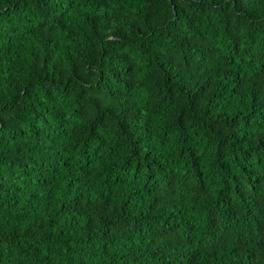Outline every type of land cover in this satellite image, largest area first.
<instances>
[{
    "label": "clouds",
    "instance_id": "1",
    "mask_svg": "<svg viewBox=\"0 0 264 264\" xmlns=\"http://www.w3.org/2000/svg\"><path fill=\"white\" fill-rule=\"evenodd\" d=\"M15 3L0 0V264H188L197 249L192 264L253 249L264 264V0ZM225 192L235 229L213 247Z\"/></svg>",
    "mask_w": 264,
    "mask_h": 264
},
{
    "label": "trees",
    "instance_id": "2",
    "mask_svg": "<svg viewBox=\"0 0 264 264\" xmlns=\"http://www.w3.org/2000/svg\"><path fill=\"white\" fill-rule=\"evenodd\" d=\"M20 3V0H16V3L13 5V7H18ZM25 3H27V0H25ZM71 3V0H70ZM99 6V5H98ZM9 9L8 8H4L3 12L6 14L8 13ZM96 23V18L93 17V25H95ZM105 27H107V25H105ZM110 32H112V36L110 37V39H115V32L116 30L114 29H109ZM190 43V42H189ZM234 47H236L234 45ZM210 52V49L207 48H201V56L202 58L207 56ZM241 82V76L239 74V72H237L236 76H235V83L236 84H240ZM206 87V85H201V89L200 91H203L204 88ZM25 91H27V89H25ZM169 91L171 92V89H169ZM236 91V88H233V92ZM198 94H194V93H189V97L193 100V102H196ZM264 115V114H262ZM210 123L208 124L209 128L212 130H215L217 128L218 125V121L216 119H212L209 118ZM228 120V117L225 116V121ZM238 123V118L237 116H232L231 117V121H230V126L231 125H235ZM5 121L3 119H0V125H4ZM248 126V121L247 119L245 120V127ZM39 129H36V135H39ZM23 133V130H21V134ZM253 135H255V133H253ZM248 136V133L245 132V137ZM13 138H15V134H13ZM259 143L264 145V134H261L259 137ZM221 144L224 143L223 140L220 141ZM139 147H137L135 149V151H139ZM221 155H223V153H221ZM251 155V152L248 151L245 153V158H247L248 156ZM198 161V157L195 154V150H193L192 152V162L193 164H197ZM65 165L68 164V160H64L63 162ZM156 163H159V161H156ZM226 164L224 162L220 163V167H225ZM161 169H163L164 165L160 164ZM53 171H55V167H53ZM28 169L27 166L25 167V174H27ZM249 176L251 177V172H249ZM0 179H2V177H0ZM168 179V185L169 187L172 186L173 183V177L171 176H167ZM115 180H121V176L119 174H117V176L115 177ZM115 180L113 182H115ZM257 180H259V177L257 176ZM239 190V189H237ZM14 191H19V186H15L14 190L13 188H9V193L10 194H14ZM222 199V203L221 201H217V205L215 210H210L208 213V228H209V232L212 236V246L213 247H220L223 246L227 240L229 238L232 237L233 235V231H231L230 229H235V223L233 222L232 224H229L227 221H232V219L236 216V211L234 210V204L231 200V198L227 195V192L224 193ZM127 201L124 202V206H127ZM151 207V205H150ZM198 209L194 208L192 210V214L195 216L198 214ZM91 219V218H89ZM143 219V217L139 218L136 220V223L139 224L141 223V220ZM222 221H225L222 223ZM164 225H168L169 221L167 218L164 219L163 221ZM149 227H151V225L149 224ZM185 232L189 234V239L192 238V234L195 233V231L197 230V225L195 223H190V222H186L185 223V228H184ZM161 231L167 235L168 232L170 231L169 228H161ZM107 234V232H105V235ZM244 235L243 231L240 230L237 232L235 238L237 241H239L241 239V237ZM251 236V234H249ZM257 235L260 237L261 240H264V228H262ZM91 238V237H89ZM169 243H171V241H169ZM160 251V249H156L155 251H153L152 255H156V253ZM200 255V251L199 249L193 251L188 259V264H192V262ZM255 255V249H253V251L250 253V257H249V264H251V256ZM257 264H259V262H257Z\"/></svg>",
    "mask_w": 264,
    "mask_h": 264
}]
</instances>
